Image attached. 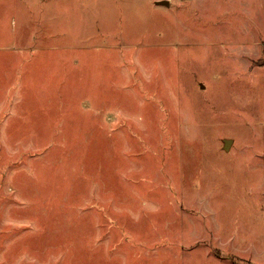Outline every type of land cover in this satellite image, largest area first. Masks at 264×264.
I'll list each match as a JSON object with an SVG mask.
<instances>
[{
  "label": "rangeland",
  "instance_id": "rangeland-1",
  "mask_svg": "<svg viewBox=\"0 0 264 264\" xmlns=\"http://www.w3.org/2000/svg\"><path fill=\"white\" fill-rule=\"evenodd\" d=\"M264 0H0V264H264Z\"/></svg>",
  "mask_w": 264,
  "mask_h": 264
},
{
  "label": "trees",
  "instance_id": "trees-1",
  "mask_svg": "<svg viewBox=\"0 0 264 264\" xmlns=\"http://www.w3.org/2000/svg\"><path fill=\"white\" fill-rule=\"evenodd\" d=\"M260 63L264 64V59L259 60Z\"/></svg>",
  "mask_w": 264,
  "mask_h": 264
}]
</instances>
